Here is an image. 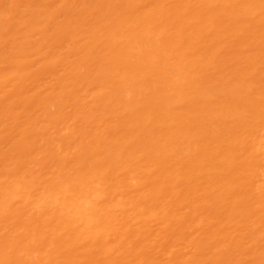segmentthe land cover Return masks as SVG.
<instances>
[{
	"label": "bare ground",
	"instance_id": "obj_1",
	"mask_svg": "<svg viewBox=\"0 0 264 264\" xmlns=\"http://www.w3.org/2000/svg\"><path fill=\"white\" fill-rule=\"evenodd\" d=\"M0 264H264V0H0Z\"/></svg>",
	"mask_w": 264,
	"mask_h": 264
}]
</instances>
